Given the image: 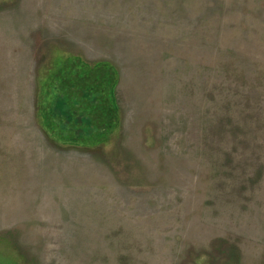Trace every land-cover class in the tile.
Listing matches in <instances>:
<instances>
[{"label": "rangeland", "instance_id": "obj_1", "mask_svg": "<svg viewBox=\"0 0 264 264\" xmlns=\"http://www.w3.org/2000/svg\"><path fill=\"white\" fill-rule=\"evenodd\" d=\"M0 264H264V0H0Z\"/></svg>", "mask_w": 264, "mask_h": 264}, {"label": "trees", "instance_id": "obj_2", "mask_svg": "<svg viewBox=\"0 0 264 264\" xmlns=\"http://www.w3.org/2000/svg\"><path fill=\"white\" fill-rule=\"evenodd\" d=\"M75 129H76L77 133L74 134V136L67 137L65 140L66 142H68L72 145H76V146L85 145V147H89L90 144H93V142H88V140L90 138V137H88V134L80 133V134H83L85 136V137H82L79 135V132H78V130L80 131L81 129H79V127L78 128L76 127ZM95 129H98V128H95ZM70 132H71V130H70ZM105 132H106V130L103 129L102 134H104ZM72 137H75L74 140H72L73 139ZM81 138H82V141L80 140Z\"/></svg>", "mask_w": 264, "mask_h": 264}]
</instances>
